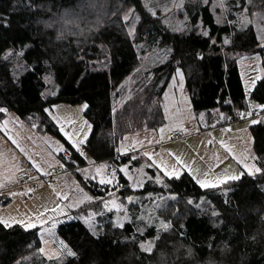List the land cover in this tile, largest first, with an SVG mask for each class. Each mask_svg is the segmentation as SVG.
Wrapping results in <instances>:
<instances>
[{"label":"trees","instance_id":"trees-1","mask_svg":"<svg viewBox=\"0 0 264 264\" xmlns=\"http://www.w3.org/2000/svg\"><path fill=\"white\" fill-rule=\"evenodd\" d=\"M229 3L217 21L207 3L185 1L191 26L175 31L141 0H0V121L11 111L34 130L59 136L46 108L84 102L91 129L83 151L64 143L60 153L63 170L75 174L89 161H115L124 135L162 123L160 98L176 70L195 112L217 109L226 117L245 113L249 101L264 109V70L246 95L237 66L240 56L264 52L252 23L239 27L243 9L264 15V0ZM129 8L135 16L122 25L120 13ZM259 18L264 21L256 15L253 22ZM54 23L68 24L64 35ZM249 130L260 171L209 188L186 172L165 178L153 188L163 195L157 214L166 222L157 235L152 226L139 232L134 214L116 226L111 213L101 211L90 229L79 213L55 229L71 254L47 259L39 253L36 228L0 223V264H264V116ZM83 185L99 202L111 189L93 180ZM112 189L119 197L132 193L120 172ZM153 236L154 249L142 251L139 243Z\"/></svg>","mask_w":264,"mask_h":264},{"label":"rangeland","instance_id":"rangeland-1","mask_svg":"<svg viewBox=\"0 0 264 264\" xmlns=\"http://www.w3.org/2000/svg\"><path fill=\"white\" fill-rule=\"evenodd\" d=\"M185 1L188 5L207 3L217 21L224 18L230 7V0H141L151 14L175 31L191 26L183 9ZM246 3L249 4L250 0ZM120 14L122 25L123 21L127 23L135 16L131 8ZM256 15L264 17L254 10L248 15L243 9L239 27L252 23L260 45H264V21L259 18L258 22H253ZM60 16L66 17L67 12L63 15L61 12ZM52 25L47 23L46 26ZM54 25L57 32L65 34L62 26L68 24ZM46 26L44 28L48 29ZM193 29L199 31L198 26ZM132 31L133 24H128L130 35ZM146 59L144 57L143 63ZM237 66L243 91L248 95L263 74L264 52L240 56ZM160 102L163 121L158 127L128 133L118 142V153L130 155L124 162L118 159L96 163L89 161L75 174L63 170L60 153L63 149L67 150L64 143L77 152L83 151L91 129L83 114L84 102H56L46 108L59 136L36 131L23 124L13 112H8L0 121V223H16L25 229L36 228L41 256L59 259L68 255L69 249L55 229L59 223L71 219L72 215L80 213L83 222L92 229L96 223L95 216L101 211L111 213L112 223L116 226L128 221L129 215L134 214L135 221L140 223L139 232L152 226L157 235L165 229L166 222L157 214L158 200L163 195L159 189L155 191L153 188L161 187L165 178L186 172L199 187L209 188L235 179L242 172H256L249 125L257 118L226 124L229 115L223 117L217 109L195 112L190 106L179 70L168 80ZM248 104L246 112L260 108L251 101ZM169 133L179 138H169ZM136 157L138 163L134 165L132 161ZM117 172L125 177L132 192L125 197H119L116 189H112ZM23 177H27L28 182L18 185V179ZM101 179L109 181L103 185L111 189L99 202L89 196L83 182L93 180L102 184ZM144 181L147 188L141 190ZM77 207L81 208L74 212ZM156 238L153 236L141 241L140 249L152 251Z\"/></svg>","mask_w":264,"mask_h":264},{"label":"built area","instance_id":"built-area-1","mask_svg":"<svg viewBox=\"0 0 264 264\" xmlns=\"http://www.w3.org/2000/svg\"><path fill=\"white\" fill-rule=\"evenodd\" d=\"M264 116V109H260V110H250V112H240L235 110L230 116H228V119L226 121V124H230L233 122H237V121H241V120H249L251 118H257L259 116ZM169 138H179L178 136L169 133L168 134ZM124 153H115L113 155V159L117 158L119 159ZM28 182L27 177H23V178H19L18 179V185H22L24 183Z\"/></svg>","mask_w":264,"mask_h":264},{"label":"snow or ice","instance_id":"snow-or-ice-1","mask_svg":"<svg viewBox=\"0 0 264 264\" xmlns=\"http://www.w3.org/2000/svg\"><path fill=\"white\" fill-rule=\"evenodd\" d=\"M256 171H260V169H256ZM234 178H235V177H234ZM100 182L103 184V183H108L109 181L104 180V179H101ZM202 186H207V185H203V184H202ZM69 254H71V253H69Z\"/></svg>","mask_w":264,"mask_h":264},{"label":"crops","instance_id":"crops-1","mask_svg":"<svg viewBox=\"0 0 264 264\" xmlns=\"http://www.w3.org/2000/svg\"><path fill=\"white\" fill-rule=\"evenodd\" d=\"M148 145H150V144H148ZM140 158H141V156H140Z\"/></svg>","mask_w":264,"mask_h":264}]
</instances>
